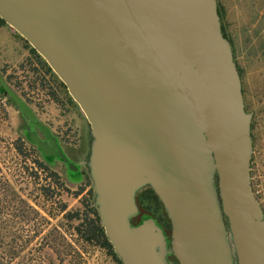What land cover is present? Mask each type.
Returning <instances> with one entry per match:
<instances>
[{
	"label": "water",
	"instance_id": "water-1",
	"mask_svg": "<svg viewBox=\"0 0 264 264\" xmlns=\"http://www.w3.org/2000/svg\"><path fill=\"white\" fill-rule=\"evenodd\" d=\"M15 29L85 117L84 165L120 264H264V214L250 189L251 111L216 0H0ZM11 99L28 106L5 84ZM28 138L66 160L49 129ZM148 186L169 222L137 224Z\"/></svg>",
	"mask_w": 264,
	"mask_h": 264
},
{
	"label": "rangeland",
	"instance_id": "rangeland-1",
	"mask_svg": "<svg viewBox=\"0 0 264 264\" xmlns=\"http://www.w3.org/2000/svg\"><path fill=\"white\" fill-rule=\"evenodd\" d=\"M216 2L222 31L233 49L243 106L252 112L250 189L264 214V0ZM31 47L11 26L0 25V262L114 264L102 249L83 242L74 231L78 221L65 216L82 209L80 202L91 188L84 165L88 127L67 89L59 84V77L41 66ZM2 83L28 106L31 118L22 113ZM39 124L56 138L65 161L45 158L29 140L31 132L43 137ZM18 139L24 142L27 155L16 153ZM34 158L57 172L62 187ZM79 186L84 190L75 196ZM153 217L169 235L162 207ZM10 252L14 254L6 262ZM166 258L168 264H177L173 257Z\"/></svg>",
	"mask_w": 264,
	"mask_h": 264
},
{
	"label": "trees",
	"instance_id": "trees-1",
	"mask_svg": "<svg viewBox=\"0 0 264 264\" xmlns=\"http://www.w3.org/2000/svg\"><path fill=\"white\" fill-rule=\"evenodd\" d=\"M216 11L218 15L219 25L221 34L225 37L221 24H220V14H219V8L216 2ZM5 22L0 18V25H3ZM226 38V37H225ZM227 39V38H226ZM228 40V39H227ZM231 48V52L233 54V49L231 46L230 41L228 40ZM31 52L35 57L37 58L38 62L41 64V66L47 71L50 72V74L55 75L53 72H51V68L46 63V61L35 51L34 48L31 47ZM233 57V55H232ZM234 61V60H233ZM235 63V62H234ZM236 66V64H235ZM237 69V66H236ZM238 72V71H237ZM59 84L66 88L65 84L59 80ZM17 143V144H16ZM16 149L18 152H16L18 155L24 156L27 155L25 152H23L24 149V142L20 139L15 142ZM34 162L37 164V166L40 169H46L49 171V176L52 177L57 184H59L61 187L63 185V182H59V175L54 170L50 169L42 160H39L38 158H34ZM84 190L81 186H79L73 193L75 196H78L81 194V192ZM135 203L138 209V212L136 215H134L132 218H130V221L133 224H137L141 222L142 220L149 219L150 217H153V213L157 212V210L162 207L160 201L156 197L155 193L152 191L151 188L148 186L139 189L134 196ZM83 201L80 202L82 209H77L74 212H66L65 216L69 219H76L78 223L74 226L75 234L85 243L91 244L92 246L98 247L102 249L106 255H108L114 264H120L119 259L113 252V249L109 242L107 241L104 233L103 228L99 224V217L97 215L96 209L92 202V191L89 187L86 191V195L83 196ZM66 208L64 207L62 211H64ZM155 220V219H154ZM157 223V221H156ZM158 225V223H157ZM159 226V225H158ZM160 227V226H159ZM161 228V227H160ZM13 252L7 253L6 262L11 260V256L13 255ZM0 264H4L1 263ZM10 264V263H9Z\"/></svg>",
	"mask_w": 264,
	"mask_h": 264
},
{
	"label": "flooded vegetation",
	"instance_id": "flooded-vegetation-1",
	"mask_svg": "<svg viewBox=\"0 0 264 264\" xmlns=\"http://www.w3.org/2000/svg\"><path fill=\"white\" fill-rule=\"evenodd\" d=\"M72 104H74V105H76V103L72 100ZM40 130V129H39ZM41 131V130H40ZM43 134V133H42ZM45 136H44V134H43V137H40V139L44 142V141H46L49 145H51V142H49V140H47L46 138H44ZM76 148H74V145H72V151H74ZM52 158H54V156H52ZM75 165V161L72 159V165ZM163 233H164V238H165V240L167 241V243H168V238H169V235H167L166 234V231L165 230H163ZM168 258L169 257H172V256H170V255H168L167 256Z\"/></svg>",
	"mask_w": 264,
	"mask_h": 264
}]
</instances>
